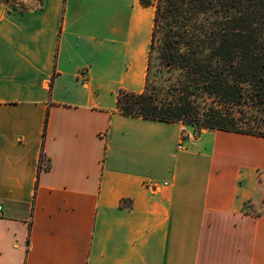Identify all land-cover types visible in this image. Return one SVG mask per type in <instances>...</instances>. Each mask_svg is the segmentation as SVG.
<instances>
[{"label": "crops", "instance_id": "0c3cea01", "mask_svg": "<svg viewBox=\"0 0 264 264\" xmlns=\"http://www.w3.org/2000/svg\"><path fill=\"white\" fill-rule=\"evenodd\" d=\"M37 1H0V264H264V136L117 107L155 5Z\"/></svg>", "mask_w": 264, "mask_h": 264}, {"label": "trees", "instance_id": "16d2710c", "mask_svg": "<svg viewBox=\"0 0 264 264\" xmlns=\"http://www.w3.org/2000/svg\"><path fill=\"white\" fill-rule=\"evenodd\" d=\"M140 1L155 5L149 54L159 37L161 61L179 69L180 76L169 96L159 95L147 81L142 92L120 89L118 109L182 121L198 133L208 128L264 136V118L236 109L246 87L254 104L264 108V0ZM200 93L216 104L201 108L192 98Z\"/></svg>", "mask_w": 264, "mask_h": 264}, {"label": "rangeland", "instance_id": "374dc122", "mask_svg": "<svg viewBox=\"0 0 264 264\" xmlns=\"http://www.w3.org/2000/svg\"><path fill=\"white\" fill-rule=\"evenodd\" d=\"M5 3L9 9H18L24 10L32 6L34 2L35 5L38 3L37 0H0ZM156 1V0H154ZM160 42L159 37L155 42V47L152 52L149 54L150 60L148 61V70L146 81L151 85H154L157 93L161 96H166L170 91V86L175 84L180 76V71L177 68H171L167 66L164 62L161 61L159 57V47ZM146 82V83H147ZM249 87H246V93L242 99V102L236 106V109H244L248 113L251 112L254 115L264 118V108L254 104L253 99L249 95ZM174 96L178 95L177 91L172 92ZM192 98L200 104L201 108H207L210 105L216 104V101L208 94H194ZM237 115H240L239 112H236ZM195 130V136L198 137L200 133Z\"/></svg>", "mask_w": 264, "mask_h": 264}, {"label": "built area", "instance_id": "2783aa9c", "mask_svg": "<svg viewBox=\"0 0 264 264\" xmlns=\"http://www.w3.org/2000/svg\"><path fill=\"white\" fill-rule=\"evenodd\" d=\"M194 135H195V131H194ZM48 165H49V163H48L47 159L42 157L41 158V167H47ZM2 210H3V206H2V204H0V214H1Z\"/></svg>", "mask_w": 264, "mask_h": 264}]
</instances>
